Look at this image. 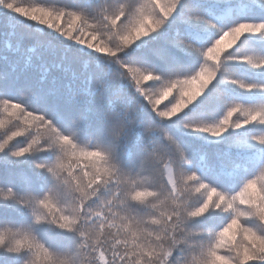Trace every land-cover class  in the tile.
Segmentation results:
<instances>
[{
    "label": "snow or ice",
    "instance_id": "obj_1",
    "mask_svg": "<svg viewBox=\"0 0 264 264\" xmlns=\"http://www.w3.org/2000/svg\"><path fill=\"white\" fill-rule=\"evenodd\" d=\"M0 264H264V0H0Z\"/></svg>",
    "mask_w": 264,
    "mask_h": 264
},
{
    "label": "trees",
    "instance_id": "obj_2",
    "mask_svg": "<svg viewBox=\"0 0 264 264\" xmlns=\"http://www.w3.org/2000/svg\"><path fill=\"white\" fill-rule=\"evenodd\" d=\"M166 102V101H165Z\"/></svg>",
    "mask_w": 264,
    "mask_h": 264
}]
</instances>
